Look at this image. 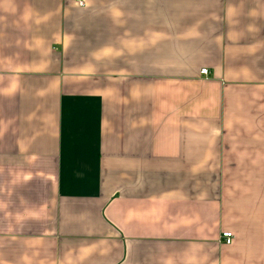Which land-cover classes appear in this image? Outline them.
Here are the masks:
<instances>
[{"label":"crops","instance_id":"obj_1","mask_svg":"<svg viewBox=\"0 0 264 264\" xmlns=\"http://www.w3.org/2000/svg\"><path fill=\"white\" fill-rule=\"evenodd\" d=\"M0 264H264V0H0Z\"/></svg>","mask_w":264,"mask_h":264},{"label":"built area","instance_id":"obj_2","mask_svg":"<svg viewBox=\"0 0 264 264\" xmlns=\"http://www.w3.org/2000/svg\"><path fill=\"white\" fill-rule=\"evenodd\" d=\"M199 73L202 74V75H206L207 71H206V69H201ZM220 238H221L222 243L224 245H229L231 243V241H232V234H231V232L223 231L220 234Z\"/></svg>","mask_w":264,"mask_h":264}]
</instances>
